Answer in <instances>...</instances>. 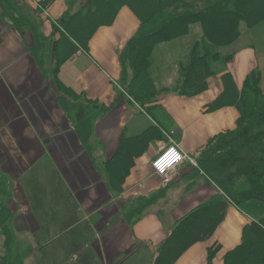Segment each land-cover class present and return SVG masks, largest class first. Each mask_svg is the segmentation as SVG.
Masks as SVG:
<instances>
[{
  "label": "crops",
  "instance_id": "obj_1",
  "mask_svg": "<svg viewBox=\"0 0 264 264\" xmlns=\"http://www.w3.org/2000/svg\"><path fill=\"white\" fill-rule=\"evenodd\" d=\"M86 1L51 0L41 12L36 11L43 35L57 39L52 20L64 17L67 10L76 13ZM29 2L9 0L6 5L30 21L36 3ZM13 28L0 25V165L8 166L3 161L6 144H15L11 163L22 174L23 163L15 160L22 151H17L16 144L30 142L29 158L47 159L53 177L47 184V214L40 216L39 208L31 206L29 250L21 264H29L28 256L30 264H152L176 223L216 197L224 203L222 219L210 237L189 245L174 264H208L211 249L215 250L211 264H223L226 254L241 244L243 228L252 218L234 206L215 181L227 171L210 163L213 158H202L216 137L236 127L239 116L232 105L209 108L223 91L220 76L208 78L207 88L191 96L149 90L148 86L145 90L139 82L130 88V75L122 72L121 53L142 26L132 9L122 5L111 25L96 29L85 51L80 48L58 68L57 81L77 94L79 106H97L92 133L85 130L83 134L88 136L86 146L60 105L59 99L69 104L72 99L44 75L31 52L32 44ZM47 52L46 60L54 65V48ZM263 63L264 55L249 46L235 53L227 72L238 91L246 76ZM123 76L127 91L118 87ZM24 104L47 110L42 130L24 121ZM148 107L169 117L168 132L146 111ZM151 127L156 130L153 136L146 140L137 137ZM122 134L133 152L132 164L126 166L128 171L119 180L105 162L118 155ZM169 134L186 158L164 183L150 162L168 143ZM204 163L210 167L209 173L202 167ZM0 174L10 176L11 172L1 170ZM55 174L62 175V185L55 181ZM0 187L2 197L7 188ZM11 200L16 205L14 210L22 212L21 203L13 196ZM136 203L141 204V215L129 220L125 213ZM12 220L11 216V228ZM5 242L0 229V264H8L4 260Z\"/></svg>",
  "mask_w": 264,
  "mask_h": 264
},
{
  "label": "trees",
  "instance_id": "obj_2",
  "mask_svg": "<svg viewBox=\"0 0 264 264\" xmlns=\"http://www.w3.org/2000/svg\"><path fill=\"white\" fill-rule=\"evenodd\" d=\"M137 1L140 2V4L138 3L139 6H136ZM141 1H144V4ZM50 2L51 0H47L48 4ZM175 2L178 5L176 8L182 6L184 11L179 13V16L173 15L168 17L167 21H162L159 30L149 34L146 38L142 35L132 37L121 53V60L123 62L127 60L129 50L134 52L131 62L133 64L132 72L135 75V66L139 67V64L144 63L145 58L149 56V53H147L141 59L140 53L142 51V55L145 49L139 48L138 41L146 42L149 49H151L159 41L169 39L179 32L184 33L190 23L200 22L205 29L204 40L201 43L200 52L195 46L190 51L189 62L183 68V84H181L179 94L191 96L203 91L207 87V79L218 74L222 79L224 88L222 93L209 105V108L216 109L229 104L236 106L240 113L236 127L216 137L204 149L202 158H213L210 163L214 162L220 168L219 170L230 164L234 167V171H238V174L241 171L245 179L241 183L240 188H242L239 191V195L234 196L239 201H243L246 197L254 198L259 192L264 194V94L258 89L255 92L251 91L254 100L252 99V108L249 109L248 113H245L246 106L239 99L244 97L246 91L249 90L248 88L255 86L259 77L258 73L253 71L249 73L244 81L243 92L238 93L234 88L231 75L228 72H220L218 69L214 70L210 65V63H217V61L225 64L231 59V54L222 58L218 54L216 47L223 46L233 37L235 32L237 33V26L240 21L243 20L248 26L264 21V0H216L198 10L184 0H133V2L128 3L127 1H122L121 4L128 5L136 16L145 23L158 14L160 10L168 8ZM47 3H40L39 5L45 8ZM116 3V0H88L75 14L65 16L64 22L60 23L59 27H54V30L58 32L57 39H53L51 36L47 38L52 41V47L54 48L53 79L56 80L57 87L72 100H77L78 96L73 90L57 81L58 68L64 60L77 50L87 48L88 40L100 25H108L113 21L118 7ZM13 12L15 14L17 12L16 15L18 16L20 15L18 10H13ZM96 14L99 15L97 22L94 19ZM21 21L23 25H27L25 20ZM22 24L16 21V25L20 26ZM42 40L44 41L45 38ZM42 42H37V45H35L43 47L45 44ZM31 48L36 62L41 67L40 64L42 62L37 53L38 49H33V46ZM124 65L126 64L124 63ZM128 73L130 75L131 71L129 70ZM138 75H140L139 70L137 71ZM134 79H136V76H134ZM137 80H139L138 77ZM123 81L125 82V79L122 78V85H124ZM238 96L239 98H237ZM59 101L68 120L74 123L75 132L78 134L77 130L79 131V129L84 127L86 134H89L95 119L90 116L87 117L75 107L80 104L74 102L64 104L61 99ZM148 112L162 127L166 128L167 132L169 131L166 127L168 126L169 120L167 119L169 117L164 112L161 110H150ZM154 132H156L154 128H147L139 133L137 137H143L142 140H146L153 136ZM87 137H81L84 143ZM126 142L124 135H122L118 155L116 154L113 159H108L105 162L108 168L112 167L116 171L119 180L125 177L128 171L126 166L132 164L131 152H133V149H129L130 146H127ZM202 167L206 173H209V166L204 163ZM218 182L224 193L230 196H228L229 200L232 198L233 201L238 202L229 194L228 189L225 187L228 182H225L224 185L220 181ZM0 185H2V182H0ZM4 194L9 195L6 191ZM2 203L3 201L0 197V216L3 213L5 215L2 219L0 217V229L6 237V257L4 260L8 264H21L24 255L21 254L22 250L12 251L14 243L11 236V215ZM141 211V204L136 203L125 213V217L129 220L131 218L137 219L141 215ZM223 214L224 203L218 197L198 206L176 223L170 234L159 246L152 264H174L175 260L189 245L211 236ZM239 248L242 251L240 250L241 252L236 253L235 251H238ZM214 251V249L209 251L208 264H211L210 260ZM239 253L241 254L239 255ZM12 257L13 259L10 263L8 258ZM251 262L252 264H264V220L252 221L245 226L241 244L233 252L226 254L223 264H251Z\"/></svg>",
  "mask_w": 264,
  "mask_h": 264
},
{
  "label": "rangeland",
  "instance_id": "obj_3",
  "mask_svg": "<svg viewBox=\"0 0 264 264\" xmlns=\"http://www.w3.org/2000/svg\"><path fill=\"white\" fill-rule=\"evenodd\" d=\"M2 1L0 0V12H1L0 25H2V26L7 25V26L12 27V28L14 27L13 28L14 30L16 29V31H18V33H20L23 38L25 37L24 40H26L29 44H32L30 46L31 47L33 46L34 47L33 49H36V50L38 49L37 53H38V55L41 59V62H42V64H40L41 67L39 66L40 70L43 69L44 75L45 76L47 75L48 78H50L52 81H54L56 83V80L53 79L54 74L52 71L54 68V65L50 64L46 60L47 57L45 56L46 54L48 55L47 51L52 46V42H51V40L47 39L48 36L47 37L44 36L43 33L41 32L42 27L40 24H42L41 23L42 21L39 19L38 15L36 14V11L41 12L42 9H44V8L40 7L39 4L40 3L46 4L47 0H28V2L34 1L36 3L35 8L32 9L33 10L32 14L30 13V18H29L30 21L23 16L20 17V15L19 16L16 15L17 12L15 14L13 12V8L12 7L9 8V6L6 5V4H9V0H5V4ZM122 1H124V2L127 1V3L133 2V0H116V2H117L116 4H118L117 11L122 5H126V4H121ZM184 1L188 2L192 6H195V9L198 10L201 7L207 5L208 3H212L216 0H184ZM141 2L144 4V1H141ZM138 3L140 4V2L137 1L136 6H139ZM47 5H48V3H47ZM78 5H80V4H78ZM177 6L178 5L175 2L173 5L169 6L168 8H163L162 10H160L158 12V14H156L153 18H151L149 21H147L145 23L142 22L140 20V18L137 16L140 23H141L142 28L140 29L138 34H136L134 36L142 35L144 38H146L149 34H152L156 31H158L159 28L161 27L162 21H164V20L167 21L168 17L173 16V15L179 16V13L184 11V7L179 6V8H176ZM74 7H76V5H74ZM25 8H27V7H25ZM4 9H7V10L5 11ZM79 9L80 8H78V10ZM117 11H116V13H117ZM3 13L6 14L5 18L1 17L3 15ZM65 13L66 14L64 15V17L62 16L59 19H55L54 21L52 20V22L50 24L53 28L59 27V24L64 22L63 18H65V16L75 14V13L70 14L71 11L69 12V10H67ZM98 17H99L98 14H96L94 17L96 22L98 20ZM21 20H25L27 22V25H23ZM16 21L17 22L19 21L22 24V25H20L21 27L16 25ZM112 22L108 25H111ZM238 24L239 25L237 26V33L235 32L233 37L226 44H223V46L220 45V46L216 47L218 54L222 58L229 56L231 54V56H232L231 59L228 60L227 63H225V64H223V62H220V61H217V63H215V62L210 63L212 69H214V70L218 69V71H220V72H227V64L233 59L235 53L241 47L249 46L252 49L257 50V53L259 52L260 54L264 55V21L259 22L258 24L253 25V26L246 25L243 20L240 21ZM108 25H106V26H108ZM100 26H105V25H100ZM19 28H21V29H19ZM204 33H205V29H204L203 25L200 22L195 21V22H192L189 25H187V29L184 33L179 32V33L175 34L174 36L170 37L169 39L165 38L166 40L159 41V42L155 43L151 49H149V46H148V44H146V42H144L142 40L138 41V44H139L138 46H140L139 48L145 49L143 51L142 55H141L142 51L140 53V56H142L141 59L147 53H149V56H147V58H145L144 63L139 64L140 65L139 67L135 66V69H136L135 75H133V72H132L133 71V64L131 62V57L134 54V52L133 51L131 52V50H129V52H128L129 57L127 58V60H125L124 62L121 60L123 74L126 75V73L129 70L131 71L129 87L131 88L132 85H135L136 83L139 82V87H140V85H142V87L145 90H146V88H150L149 90H152L151 88H154L155 91H159V92L162 91V92L169 93V92L174 91V92L179 93L181 84H183L182 83L183 82L182 81L183 68L185 66H187V64L189 62V57H190V53H191L190 51L195 46V47H197L198 52H200L201 43L204 40ZM35 35H37V36H35ZM30 36H31V38H30ZM43 38H45L44 41L42 40ZM40 41L41 42L43 41L42 43L45 44L43 47L36 46L37 45L36 43L40 42ZM141 46H144V47H141ZM85 50L86 49H83V51H85ZM148 50H149V52H148ZM124 63L126 65H124ZM138 70L140 71V75L137 76ZM252 71L257 72L258 76H259L255 86L253 88H248L249 90L246 91V94L244 95V97L242 99L239 98V96L237 97L241 100V103L244 106H246V108H245L246 112L245 113H248L249 109L252 108L251 103H252V99L254 100V97H253V93L251 91L255 92L256 89H258L260 92H262L264 94V63L262 66H257ZM128 75H129V73H128ZM134 76H136V79H134ZM214 76H216V75H214ZM125 77L126 76H123L122 78L126 79ZM137 77L139 80H137ZM231 77H232V75H231ZM232 80H233V77H232ZM120 83H121V86L119 84L118 87H120L121 90L123 89V90L127 91L126 89L127 88L129 89L128 86L122 85V82H120ZM233 83H234V80H233ZM145 86H148V87L145 88ZM243 86H244V84H243ZM256 86H257V88H256ZM156 88H158V89H156ZM234 88L236 89L235 84H234ZM236 91L238 93H241V91L243 92V88L241 91H238L237 89H236ZM72 101L76 104H80L79 98L77 100H72ZM63 103L66 104L67 102H63ZM227 105H229V104H227ZM249 106H251V107H249ZM75 107L78 108V110H80L82 114L84 113V115H86L87 117L90 116V117H93V119H95L98 116V113L95 111L97 106H95V105H93V106L92 105L91 106L90 105H88V106H75ZM142 107H145V106H142ZM234 107H236V106H234ZM23 110H24L23 111L24 121L29 122L31 124H36V127L39 130H42L41 122H43L47 119V116H48L47 110L45 108L43 109V108L38 107V106H25V104L23 106ZM146 111H150V107L146 108ZM238 113H239V110H238ZM38 115H39V117H37ZM239 115H240V113H239ZM69 122H70V120H69ZM71 124L73 126V129H75L74 123H71ZM92 124L93 125L91 127L93 130L94 123H92ZM84 131L85 130L83 127L81 129H79V131L77 130L78 134L76 132L75 133L77 134V137H79L80 134H82L80 136V138H81L84 134ZM170 134H169V136H170ZM122 135H124V134H122ZM83 144L86 146L88 145V143H83ZM14 145L15 144H12V143L6 144L7 154L5 156V160H3V161H7L8 166H6L4 164L6 166V168L4 169V165L3 164H1L2 166L0 165V171L1 170L4 172L9 171L12 174V175L10 174V176L9 175L3 176L0 174V182H2L3 188H7L6 193L8 192V194H9V195L4 194L1 197V200L3 201L2 204H4L7 212L13 217V220H14V221L12 220L14 222V226H13V228H11L12 229V233H11L12 235L11 236H12V240L14 243L12 246V251L16 252L17 249L22 250L21 254L24 255L23 256V258H24L26 256V254H25L26 250L27 249L29 250V245H27V244H29L28 243L29 242V232H30V228L32 225V223H31V210H32L31 206H34L36 209L39 208L38 214L40 216H42V215L45 216L47 214V201H46L47 186H48L47 184L49 181H52L53 177H52V175L50 176L52 171L48 170V164L46 163L47 159L34 160V159L29 158V155H30V148L29 147L31 145L30 142H23L20 144H16L17 151L21 150L22 153H21V156L17 157L15 160L23 163L22 174H20V172L18 173V171H17L18 168L16 169V167L14 166L15 164L11 163V162H14V156L12 153L14 151ZM50 145L51 144L49 143L48 146H50ZM45 146H46V144H45ZM45 146H44V148H45ZM72 150H73V148H72ZM61 161H62V159L57 160V162L59 163V167H60L59 169L62 171L63 164H61ZM228 165L229 166H224V168L222 169V170L227 171V174L221 178L217 177V179L215 181L218 184H219L218 181H220L223 185L225 182H228V185L225 187L228 189L229 194H231V196L234 199H236L238 202L233 201L232 198L230 201L234 206H236L237 208H239L241 211L245 212L246 214H248L252 218L248 224H250L252 221L264 220V201H263L264 194H263V192H259V194L255 195L254 198L246 197L243 201H241V200L239 201L234 196L239 195V191L242 188V187L240 188L241 183L244 181L245 178H244L243 174H241V171H239V174H238L237 173L238 171L237 170L234 171V169H233L234 167H232V165H230V164H228ZM150 166H151V162H150ZM105 177L108 178L109 176L107 174H105ZM55 181H59L60 185H62V175L59 174V176H58V174L57 175L55 174ZM12 187H13V190H11ZM63 192L65 194V191H63ZM262 195H263V198H262ZM12 196L18 202L21 203L22 212L18 211V208H17V212H16V210H14V206H16V205L11 200ZM228 196L229 195H227V197ZM229 197H228V199H229ZM244 197H245V195H244ZM12 213H13V215H12ZM36 213L37 212H35L34 214H36ZM0 217H1V219L4 218L5 217L4 213ZM13 222H12V225H13ZM247 225H245V226H247ZM244 228H243V230H244ZM242 234H243V231H242ZM237 247L235 249H237ZM235 249L231 250L230 252H233ZM240 250H241V248H239V250L235 251V252L236 253L241 252L242 250L241 251ZM254 252H256V251H254ZM240 254L241 253H239V255ZM23 258H22V260H23ZM8 259L11 263V260L13 259V257L8 258ZM235 261H236V259H235ZM21 262L23 263V261H21ZM27 262L29 264L31 263V259L29 256L27 258ZM251 264H252V262H251Z\"/></svg>",
  "mask_w": 264,
  "mask_h": 264
},
{
  "label": "built area",
  "instance_id": "obj_4",
  "mask_svg": "<svg viewBox=\"0 0 264 264\" xmlns=\"http://www.w3.org/2000/svg\"><path fill=\"white\" fill-rule=\"evenodd\" d=\"M169 142L160 148L158 154L151 161L152 171L167 182L169 174L182 163L186 155L182 152L179 145L169 136Z\"/></svg>",
  "mask_w": 264,
  "mask_h": 264
}]
</instances>
